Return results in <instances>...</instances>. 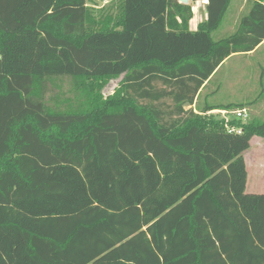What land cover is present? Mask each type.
<instances>
[{
	"label": "trees",
	"instance_id": "16d2710c",
	"mask_svg": "<svg viewBox=\"0 0 264 264\" xmlns=\"http://www.w3.org/2000/svg\"><path fill=\"white\" fill-rule=\"evenodd\" d=\"M233 2L208 0L191 30L179 0H0V264H264V193L247 192L244 157L264 114L230 121L240 134L207 116L262 94L192 107L264 41V0L215 39ZM65 76L87 107L49 106Z\"/></svg>",
	"mask_w": 264,
	"mask_h": 264
},
{
	"label": "rangeland",
	"instance_id": "374dc122",
	"mask_svg": "<svg viewBox=\"0 0 264 264\" xmlns=\"http://www.w3.org/2000/svg\"><path fill=\"white\" fill-rule=\"evenodd\" d=\"M99 8L111 3L112 0H97ZM198 1V2H197ZM194 4L199 3V0L192 1ZM197 5H194L197 8ZM234 2L230 6L223 24L219 29L214 32L215 39L224 37L230 33L228 30L234 13ZM206 10H204V18L206 17ZM203 16L200 12L195 14L191 21V27L197 29L198 24L202 21ZM121 77L118 79H112L101 88H97L94 93H97L103 98H107L115 93V90L119 84ZM91 81H86V84H90ZM85 92V84L77 78L71 76H65L57 80V84L50 86L49 93L47 95V101L49 106L66 108L69 105L77 107L78 105L90 102ZM262 94L264 101V53L255 55L253 57L236 56L229 59L225 65L219 70L217 75L212 79L211 83L205 90V93L201 97L200 105L206 103L211 105H223L227 103H245V101H253ZM91 97V94L89 95ZM250 115H261L264 109L262 104L256 107L248 106ZM207 116L220 118L221 115L214 113ZM254 155L255 159L250 160V155ZM249 156V167L256 162V159L264 161V144L258 145L254 143L252 151ZM256 164V163H255ZM252 173V169H251ZM248 187L247 192H264V187Z\"/></svg>",
	"mask_w": 264,
	"mask_h": 264
},
{
	"label": "crops",
	"instance_id": "0c3cea01",
	"mask_svg": "<svg viewBox=\"0 0 264 264\" xmlns=\"http://www.w3.org/2000/svg\"><path fill=\"white\" fill-rule=\"evenodd\" d=\"M192 1H193V0H189L188 4H191V6H192V9H193V18H194V16H195V14H197L198 12H200L201 15L203 16L202 21H204V20L207 18V15H206V17L204 18V10H206V4H207V3H204L203 0H199V3H198V5H197V4H194ZM246 1H247V0H236V3L234 2V9H235V10H234L233 16H231V17L233 18V19H231V21H234V23L231 22L230 27H229V29H228V30L230 31V33H228V34H231L232 32L235 31L236 26H237V22H238V20H239V17H240V15H241L242 11H245V3H246ZM195 2H196V1H195ZM197 2H198V1H197ZM194 5H197V8H195ZM206 14H207V12H206ZM193 18H192V19H193ZM192 19H191V21H192ZM191 21H190V24H191ZM202 21H201V22H202ZM198 25H199V24H198ZM197 27H198V26H197ZM190 29H191V30H196V29L192 28L191 25H190ZM260 52H263V53H264V41H263V42H262V43H261V44H260L255 50L251 51V52L248 53V54L241 53V54H233V55H231V56H230L229 58H227V59L223 62V64L217 69V71H216L215 74L213 75L212 79H214V77L217 75V73H218L219 70L223 67V65H225V63H226L229 59H231L232 57H236V56L253 57V56H255V55L260 54ZM211 81H212V80H211ZM211 81H210V83H211ZM210 83H208L207 86H205V87H203V88L201 89V92H202V93H201V97H202L203 94L205 93V90H206V88L208 87V85H209ZM201 97H200L199 101H198V99H196L194 105L192 106V107L194 108L195 111H197V107H198V106H199V107H204V106L206 105V104H204V105H202V106L200 105ZM246 102H247V101H245V103H246ZM248 102H249V101H248ZM198 103H199V105H198ZM259 104H262L263 107H264V101H260V102H257V103H255V104H252L250 107H256V106H258ZM186 108L188 109V108H190V106H187ZM214 110H218V109H214ZM211 111H212V110H211ZM211 111H208V112L210 113ZM263 114H264V109L262 110L261 115L263 116ZM252 115H253V116H256V115H254V114H252ZM261 115H259V116H257V117H260ZM254 143H257L258 145H260V144H264V138H263V137H260V136H254V137L251 139V145H250V148H249L248 150H246L245 153H244V157H245V161H246V165H247V170H248V180H247V187H246V190L248 189L249 186L252 187L253 189H254L255 187H261V186L264 187V161L262 162L261 160L256 159V160H255L256 162H254V164L251 163V164H252L251 168L249 167V156H248V154L252 151V148H253ZM249 155H250V154H249ZM252 158L255 159L254 155H253V156L250 155V160H252ZM255 163H256V164H255ZM251 169H252V173H251ZM263 187H262V188H263ZM252 193H254V192H252ZM259 193H264V192H259Z\"/></svg>",
	"mask_w": 264,
	"mask_h": 264
},
{
	"label": "built area",
	"instance_id": "2783aa9c",
	"mask_svg": "<svg viewBox=\"0 0 264 264\" xmlns=\"http://www.w3.org/2000/svg\"><path fill=\"white\" fill-rule=\"evenodd\" d=\"M204 3H207L208 0H203ZM220 114L221 119H224L226 122V130L229 133H242L243 129L242 127H238L232 124H229L232 120H238L242 123H246L250 119V112L248 107H242L237 108L233 110H227V109H218V110H212L209 114Z\"/></svg>",
	"mask_w": 264,
	"mask_h": 264
},
{
	"label": "water",
	"instance_id": "95a60500",
	"mask_svg": "<svg viewBox=\"0 0 264 264\" xmlns=\"http://www.w3.org/2000/svg\"><path fill=\"white\" fill-rule=\"evenodd\" d=\"M193 1H196V0H193ZM179 2L187 4L189 2V0H179Z\"/></svg>",
	"mask_w": 264,
	"mask_h": 264
}]
</instances>
